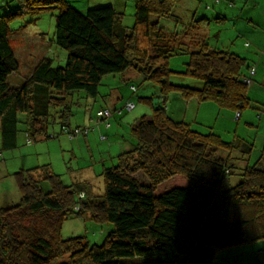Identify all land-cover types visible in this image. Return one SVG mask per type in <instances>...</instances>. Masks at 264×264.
I'll return each mask as SVG.
<instances>
[{
  "label": "trees",
  "instance_id": "trees-1",
  "mask_svg": "<svg viewBox=\"0 0 264 264\" xmlns=\"http://www.w3.org/2000/svg\"><path fill=\"white\" fill-rule=\"evenodd\" d=\"M18 2L15 10L0 14V126L5 146L14 145L22 115L29 139H36L47 132L52 108H62L60 117L65 119L70 95L85 92L97 98L108 74L133 68L158 84L161 93L157 101L140 98L151 114L133 122L132 148L119 154L116 165L103 168L101 198H90L88 191L67 185L58 174L36 177L33 169L27 176L16 174L21 200L0 207V264H216L220 250L264 239V156L251 164L253 142L225 141L216 133L196 131L172 119L166 105L168 93L179 90L187 99L214 101L241 116L250 104L246 80L255 74L254 65L235 52L211 48L198 35L190 36V28L167 26L164 20L173 18L174 0H135L133 26L125 25V8L119 11L118 1L85 11L68 0ZM53 8L59 11L54 42L67 51L65 64L54 66L53 59L43 56L22 82L12 84L10 77L21 64L10 41V23ZM185 51L190 54L185 74L202 80L200 89L169 81L170 57ZM105 109L110 108L97 110L96 124L104 123L107 129L112 116L129 112L113 107L110 116L99 117ZM67 125L62 123V131L70 139L91 131ZM107 138L101 134V140ZM138 173L146 179L140 180ZM44 179L51 185L48 192L41 186ZM85 213L113 224L101 244L61 237L64 220ZM34 219L39 229L25 225Z\"/></svg>",
  "mask_w": 264,
  "mask_h": 264
},
{
  "label": "rangeland",
  "instance_id": "rangeland-1",
  "mask_svg": "<svg viewBox=\"0 0 264 264\" xmlns=\"http://www.w3.org/2000/svg\"><path fill=\"white\" fill-rule=\"evenodd\" d=\"M68 1L81 11L109 5L111 2ZM117 1L126 3L124 23L133 26L135 0ZM174 2L173 18L164 20L167 26L179 29L178 31L190 28V36L198 35L211 48L235 52L245 57L248 64L263 68L264 0H174ZM18 6V0H0V14H7ZM58 13L55 8L47 9L37 14L29 13L14 18L10 23V41L21 64L20 70L10 77L12 84L18 85L22 82L43 56L53 59L54 66L65 64L67 51L54 42ZM243 25L255 32L256 39L254 37L253 40L250 39V30ZM258 35L262 38L257 42ZM246 43L249 46H246ZM189 61L190 54L186 51L172 54L169 59L172 70L169 81L174 85L200 89L203 87V81L185 74ZM260 76H252L253 84L249 86V90L251 89L252 96H258L263 100L260 103L264 104V81ZM132 86L136 87V91ZM160 93L158 84L147 80L133 68H128L122 73L106 75L99 86L97 98H91L85 92L70 95L68 109L64 112L65 119L60 117L63 115L62 108H52L47 132L44 131L43 135H38L36 139H29L23 115L19 118L12 147L3 144L0 126V207L14 206L20 202L21 191L16 174L22 172L23 176H27L31 169L34 170L33 175L36 177L46 176L47 173L58 174L67 185L88 191L90 198H101L104 193L103 168L116 165L119 154L132 148V143L135 142L132 133L133 122L143 115L151 114V107L142 103L140 98L154 97L157 101ZM167 96V113L172 119L184 121L201 133H216L225 141L241 138L256 142L251 154V164L264 156V123L261 125L259 123L263 111L244 109L256 120L252 127L244 120L237 121L233 110L222 108L214 101L187 99L179 90H173ZM128 101L136 104L132 111L122 110L121 115L115 114L110 118L112 124L110 128H105L106 124L102 123V133L95 132L100 127L96 124V112L99 108L105 106L110 109L124 108ZM63 122L70 128L91 127L90 134L88 136L80 134L70 139L62 131ZM95 126L98 128L93 129ZM101 134L107 135L108 138L101 140ZM260 166L264 168V160ZM136 175L142 181L146 179L141 173ZM41 186L47 192L51 189L47 179L42 180ZM225 186L228 187V183ZM77 202L79 203L78 199ZM34 221L26 222L25 225L39 229V222L35 219ZM112 229V223L95 220L89 213H85L84 216L73 214L64 220L61 237L64 239L83 237L90 244H101ZM67 259L68 256H65L64 260ZM215 263L264 264V239L222 249L217 253Z\"/></svg>",
  "mask_w": 264,
  "mask_h": 264
},
{
  "label": "crops",
  "instance_id": "crops-1",
  "mask_svg": "<svg viewBox=\"0 0 264 264\" xmlns=\"http://www.w3.org/2000/svg\"><path fill=\"white\" fill-rule=\"evenodd\" d=\"M111 2H113L114 0H110ZM117 7H118V9H119V11H122L125 7H126V5L125 4H122V3H118L117 4ZM243 26H245L247 29H249L250 30V28L249 27H247L246 25H243ZM244 31V30H243ZM250 32H251V36H249L250 37V39H252L253 40V37L255 38L256 36H255V32L253 31V30H250ZM254 34V35H253ZM262 37L260 36V35H258V37H257V42L258 41H260V39H261ZM256 39V38H255ZM246 46H249V45H247V43H246ZM262 61L264 62V59H262ZM250 65H253V64H250ZM257 75H261L260 77L262 78V80L264 81V66H263V68L261 69L259 66L256 68V72H255V74L253 75V76H257ZM253 84V78L251 79V83H250V85H252ZM249 85V86H250ZM251 89L249 90L248 89V96H250L249 98H250V104L248 105V107L247 108H253V109H255V110H260L261 112L263 111V113L260 115V118H259V120H260V125L262 124V123H264V104H261L260 102L261 101H263V100H261L258 96H252L251 95ZM254 100V101H253ZM247 108H245V109H247ZM244 110V109H243ZM242 110V112H241V116H240V119L238 120L239 122L240 121H245V123L248 125V126H252V127H254L253 125H255L254 123L256 122V120L255 119H253V115L250 113V112H246L245 110L243 111ZM246 112V113H245ZM233 113H234V111H233ZM237 114V113H236ZM235 117V116H234ZM236 118V117H235ZM252 127H250V129L252 128ZM102 125L98 128V130L97 131H95V132H101L102 133ZM253 144H254V147H253V150H254V148H255V145H256V142L254 143L253 142ZM250 158H251V156H250Z\"/></svg>",
  "mask_w": 264,
  "mask_h": 264
},
{
  "label": "built area",
  "instance_id": "built-area-1",
  "mask_svg": "<svg viewBox=\"0 0 264 264\" xmlns=\"http://www.w3.org/2000/svg\"><path fill=\"white\" fill-rule=\"evenodd\" d=\"M254 72H255V68H252L251 69V73L252 74H254ZM248 83H251V79H247L246 80ZM127 111H132L134 108H135V105H134V103H126V105H125V107H124ZM98 115H99V117H103V116H105V117H108V116H110L111 115V111H110V109H105V110H101L100 112H98ZM239 116H240V113H237L236 114V118H239ZM77 132H79V131H77ZM76 132V133H77Z\"/></svg>",
  "mask_w": 264,
  "mask_h": 264
}]
</instances>
